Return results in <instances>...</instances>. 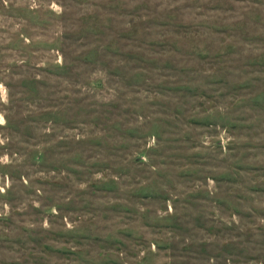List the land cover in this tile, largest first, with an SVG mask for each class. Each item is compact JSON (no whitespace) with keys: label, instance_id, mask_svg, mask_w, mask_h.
I'll list each match as a JSON object with an SVG mask.
<instances>
[{"label":"rangeland","instance_id":"obj_1","mask_svg":"<svg viewBox=\"0 0 264 264\" xmlns=\"http://www.w3.org/2000/svg\"><path fill=\"white\" fill-rule=\"evenodd\" d=\"M0 264H264V0H0Z\"/></svg>","mask_w":264,"mask_h":264}]
</instances>
